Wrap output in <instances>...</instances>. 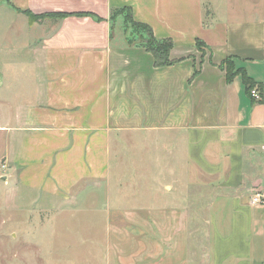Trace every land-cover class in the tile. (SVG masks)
I'll return each instance as SVG.
<instances>
[{
    "label": "crops",
    "instance_id": "crops-1",
    "mask_svg": "<svg viewBox=\"0 0 264 264\" xmlns=\"http://www.w3.org/2000/svg\"><path fill=\"white\" fill-rule=\"evenodd\" d=\"M121 7L172 64L127 42ZM227 58L264 86V0H0L6 224L56 211L57 264H264V100ZM87 208L121 215L99 237Z\"/></svg>",
    "mask_w": 264,
    "mask_h": 264
},
{
    "label": "rangeland",
    "instance_id": "rangeland-1",
    "mask_svg": "<svg viewBox=\"0 0 264 264\" xmlns=\"http://www.w3.org/2000/svg\"><path fill=\"white\" fill-rule=\"evenodd\" d=\"M120 20L121 22L119 23ZM115 23H118L117 26H119L126 36V38L136 37V31L133 28L132 23L128 21V18L126 16V12L122 11V13L119 14L117 19L115 20ZM200 46V45H199ZM229 60L231 58H228ZM236 67V70L239 69L237 67L235 60L231 59ZM234 67V65H233ZM117 151L121 149V147H115ZM4 155H0V161ZM3 163H0V264H57V258L54 257V245L55 243L51 240H47L46 242L42 239L43 235H52L54 233V230L57 228L58 233H62L63 227L60 225H56L54 220L55 214L57 213L54 210H31L29 212V220L26 225H15L12 229L11 224H6V209H5V178L1 177V173H4L5 166ZM116 164V163H115ZM118 164L120 167L118 168ZM131 166V169H133V166ZM116 168V166H115ZM121 170V161L117 163V168ZM115 169V170H116ZM128 169V168H127ZM121 178V177H120ZM116 180V179H115ZM133 179L130 180L132 182ZM135 181V180H134ZM96 192V190H95ZM195 203L191 205L190 214H191V224H193L192 229L195 230V233L198 232L199 229H203V206L206 204V202L209 200L210 194L205 195V201H200L197 203V197L198 194H194ZM102 194L95 193L93 195L94 201L93 205L95 206L96 203L101 202L102 200ZM100 201V202H96ZM4 205V207H2ZM113 205V204H112ZM110 217L118 218L121 215V211H118L116 209L111 210H100V209H89L87 208L85 211H80L77 217H82L83 220H79L82 223L90 224L91 218L94 219L95 224L93 226V231L95 235H101L105 234V231L103 230L102 225L98 222L100 219H102V215L106 216V214ZM73 216L70 214L71 217ZM16 217V216H15ZM63 217L66 218V215H63ZM88 220V223L85 222V220ZM78 221V222H79ZM16 223V222H15ZM74 225H79V223H75ZM81 228V227H76ZM85 228V227H82ZM91 228L88 226V229ZM12 232L14 233L12 235ZM198 242L195 241V245ZM58 245L60 243H57ZM41 249V250H39Z\"/></svg>",
    "mask_w": 264,
    "mask_h": 264
},
{
    "label": "trees",
    "instance_id": "trees-1",
    "mask_svg": "<svg viewBox=\"0 0 264 264\" xmlns=\"http://www.w3.org/2000/svg\"><path fill=\"white\" fill-rule=\"evenodd\" d=\"M122 11L126 12V16L128 21L132 23L134 30L136 31V37L126 38L129 44H141L147 50H149L155 58V63L157 65H170L174 61L170 57L171 50L173 48V40L171 38H164L160 39L156 37L153 28L148 24L140 21H136L133 18L132 10L130 7H121L113 9L111 13V19L116 20ZM26 14L30 15V12L25 10ZM45 16H57V17H64L66 13H58L56 15L49 14V15H42L41 17ZM40 17V18H41ZM197 44L203 46V41L197 40ZM234 65V67H233ZM222 67L226 68L227 76L232 78L236 74H241L243 81L246 85L247 91L250 95L253 88H258L260 92L263 91L264 86L262 83H257L252 77H250L247 72L243 68H239L236 70L234 62L230 59H225L221 65ZM199 71L198 68L195 69V73ZM264 100V99H261Z\"/></svg>",
    "mask_w": 264,
    "mask_h": 264
},
{
    "label": "built area",
    "instance_id": "built-area-1",
    "mask_svg": "<svg viewBox=\"0 0 264 264\" xmlns=\"http://www.w3.org/2000/svg\"><path fill=\"white\" fill-rule=\"evenodd\" d=\"M251 94L256 99H259V100L264 99V89L262 92H260L258 88H253L251 91ZM254 200L257 202H263V199L261 197H256Z\"/></svg>",
    "mask_w": 264,
    "mask_h": 264
}]
</instances>
